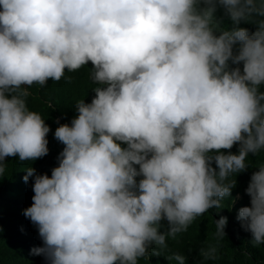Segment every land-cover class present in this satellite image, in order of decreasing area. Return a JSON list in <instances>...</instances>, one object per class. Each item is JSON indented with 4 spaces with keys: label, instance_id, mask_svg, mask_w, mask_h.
<instances>
[{
    "label": "clouds",
    "instance_id": "obj_1",
    "mask_svg": "<svg viewBox=\"0 0 264 264\" xmlns=\"http://www.w3.org/2000/svg\"><path fill=\"white\" fill-rule=\"evenodd\" d=\"M89 62L99 86L56 127L58 165L22 177L42 240L32 254L138 264L206 212L225 236V202L246 205L243 236L264 243V166L246 164L264 153V0H0V176L8 157L49 152L28 87ZM201 254L216 259L214 246Z\"/></svg>",
    "mask_w": 264,
    "mask_h": 264
},
{
    "label": "trees",
    "instance_id": "obj_2",
    "mask_svg": "<svg viewBox=\"0 0 264 264\" xmlns=\"http://www.w3.org/2000/svg\"><path fill=\"white\" fill-rule=\"evenodd\" d=\"M217 16H222V12L218 11ZM223 22L224 28L231 27L226 17ZM239 26L248 28L250 32L255 30L251 23L241 22ZM90 70L89 62L75 72L66 70L64 78L59 81L49 80L44 86L33 84L27 89L30 93L26 98L27 107L39 113L49 125V152L32 162H21L18 157L5 159L4 173L0 176V264H48L43 256L31 252L34 247L42 245V240L37 227L23 215V210L31 205L34 193L32 178L29 177L25 183L22 177L30 166L38 174L50 176L51 169L58 165L57 156L64 145L54 138V131L59 124H70L76 115L74 106L78 100L91 101L94 95L92 90L99 85L91 80ZM261 91H264V86H261ZM246 164L248 171L264 166V153L249 154ZM244 178L246 176L236 179V183ZM221 206L230 213L229 223L224 229L225 236H217L214 217L211 212H206L204 216L196 217L193 225L190 224L186 231L178 233L175 238L167 236L166 247L153 245L151 260H140L138 264H179L174 259L176 254L185 257V264H264V243L251 245L243 236L245 230L236 219L238 209L246 205L239 202L231 207L229 202H225ZM165 223L162 221L160 225V231L164 233ZM211 246L216 249V259H205L201 252Z\"/></svg>",
    "mask_w": 264,
    "mask_h": 264
},
{
    "label": "bare ground",
    "instance_id": "obj_3",
    "mask_svg": "<svg viewBox=\"0 0 264 264\" xmlns=\"http://www.w3.org/2000/svg\"><path fill=\"white\" fill-rule=\"evenodd\" d=\"M230 249V248H229ZM245 257V256H244ZM186 261V260H185Z\"/></svg>",
    "mask_w": 264,
    "mask_h": 264
}]
</instances>
